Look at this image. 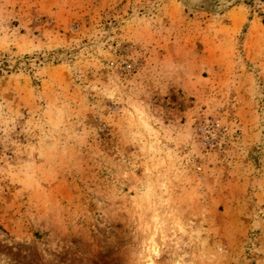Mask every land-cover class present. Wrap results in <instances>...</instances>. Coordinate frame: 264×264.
I'll return each instance as SVG.
<instances>
[{"label": "rangeland", "instance_id": "1", "mask_svg": "<svg viewBox=\"0 0 264 264\" xmlns=\"http://www.w3.org/2000/svg\"><path fill=\"white\" fill-rule=\"evenodd\" d=\"M264 0H0V264H264Z\"/></svg>", "mask_w": 264, "mask_h": 264}, {"label": "bare ground", "instance_id": "2", "mask_svg": "<svg viewBox=\"0 0 264 264\" xmlns=\"http://www.w3.org/2000/svg\"><path fill=\"white\" fill-rule=\"evenodd\" d=\"M155 249H156V246L152 247V248L149 250L148 258H147L145 264H153V252L155 251Z\"/></svg>", "mask_w": 264, "mask_h": 264}, {"label": "trees", "instance_id": "3", "mask_svg": "<svg viewBox=\"0 0 264 264\" xmlns=\"http://www.w3.org/2000/svg\"><path fill=\"white\" fill-rule=\"evenodd\" d=\"M263 23H264V16H263Z\"/></svg>", "mask_w": 264, "mask_h": 264}]
</instances>
